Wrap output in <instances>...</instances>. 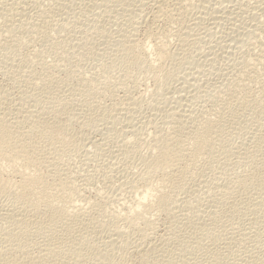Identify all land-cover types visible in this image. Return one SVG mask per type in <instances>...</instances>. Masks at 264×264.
<instances>
[{"label": "rangeland", "instance_id": "374dc122", "mask_svg": "<svg viewBox=\"0 0 264 264\" xmlns=\"http://www.w3.org/2000/svg\"><path fill=\"white\" fill-rule=\"evenodd\" d=\"M125 1L95 0L91 6L93 0H0V114L15 126L2 130L6 136L0 131V138L8 140L14 132L16 139L8 147L0 140V179L18 190L20 170L9 163L29 154L26 166L42 179L47 189L42 198L56 204L59 219L29 225L24 234L14 220L30 219L33 213L13 203L12 196L1 200L0 195V208L8 211L0 209L8 213V218L0 214L1 262L24 258L15 252L19 241L29 240L32 245H25L37 262L47 253L45 245L56 247L65 239L67 248L56 264H162L164 259L168 264H264V0H163L170 7L162 6L165 19L153 14L161 0ZM4 26H10L9 32ZM135 43L144 49L133 51L136 61L125 49ZM161 45L171 56L158 61L156 46ZM120 105L131 106L133 117L115 119ZM170 112L179 114L171 118ZM197 135L212 138L210 147L171 182L177 170L173 154ZM160 136L172 145L153 164V142ZM141 192L150 199L146 204L152 203L137 209L142 217L136 210ZM60 201H67V208ZM132 211L140 216L139 233L124 229ZM49 217L38 215L45 221ZM109 228L123 229L122 236L108 233ZM102 238H114L117 245ZM120 238L128 239L126 244Z\"/></svg>", "mask_w": 264, "mask_h": 264}, {"label": "bare ground", "instance_id": "6f19581e", "mask_svg": "<svg viewBox=\"0 0 264 264\" xmlns=\"http://www.w3.org/2000/svg\"><path fill=\"white\" fill-rule=\"evenodd\" d=\"M61 1V0H60ZM92 1V0H91ZM94 1L95 0H93V4H91V6L92 5H94L95 3H94ZM104 1V0H103ZM109 1V3H110V0H107V2ZM121 1V0H120ZM125 1V0H124ZM152 1V0H151ZM154 1H156V0H154ZM157 1H159V0H157ZM166 1H168L169 2V0H166ZM170 1H172V0H170ZM176 1H179V0H176ZM189 1V0H188ZM55 2V1H54ZM58 2V1H57ZM114 2H115V0H114ZM126 2V1H125ZM133 2V1H132ZM137 2V1H136ZM162 2V3H161ZM161 4H160V7H159V5H157L156 3V5H157V7H159V8H157L158 9V11H156V10H154V12H153V14H156V16H155V19H158V18H162V17H164V14H165V7H164V9L162 8V6L163 5H165L164 3H165V1L163 2V0H161ZM175 2V1H174ZM180 2H182V1H180ZM184 2V1H183ZM261 2V1H260ZM53 3V2H52ZM56 3V2H55ZM97 4H99V2H96ZM102 3H104V2H102ZM101 3V4H102ZM117 3V6H118V1L116 2ZM124 3V2H123ZM122 3V4H123ZM127 3V2H126ZM167 3V2H166ZM173 3V2H172ZM175 3H179V2H175ZM175 3H174V6H175ZM13 4H14V2H13ZM12 4V5H13ZM50 4V3H49ZM120 4V3H119ZM129 4V3H128ZM132 4V3H131ZM183 4V3H182ZM186 4V3H185ZM19 5V4H18ZM59 5V4H58ZM96 5V4H95ZM113 5V4H112ZM169 4L167 3V6H168ZM188 6L187 7H189V4H187ZM219 5V4H218ZM57 6V5H56ZM61 6V5H60ZM65 6V5H64ZM98 6V5H97ZM99 6L100 7H103V6H101L100 4H99ZM131 6V5H130ZM166 6V5H165ZM166 6V8H168ZM178 6H180V4L178 5ZM191 6H193V3H192V5ZM9 7V6H8ZM113 7H116L115 6V4L113 5ZM122 7V6H121ZM136 7V6H135ZM187 7H185L186 9H187ZM3 8V7H2ZM12 8V7H11ZM21 8V7H20ZM126 8V7H125ZM125 8H122V10L123 9H125ZM132 8H134V7H132ZM140 8V7H139ZM170 8V7H169ZM168 8V9H169ZM173 8V7H172ZM180 8V7H179ZM178 8V9H179ZM181 8H183V5H182V7ZM191 8V7H190ZM194 8V7H193ZM216 8V7H215ZM24 9V8H23ZM61 9V8H60ZM97 9V8H96ZM100 9V8H99ZM127 9V8H126ZM129 9V8H128ZM137 9V8H136ZM155 9V8H154ZM174 9V8H173ZM177 9V8H176ZM185 9V10H186ZM49 10H51V9H49ZM54 10V9H53ZM132 10H135V9H132ZM132 10H130L129 9V11H132ZM184 10V11H185ZM188 10H189V8H188ZM225 10V9H224ZM2 11V10H1ZM13 11H14V9H13ZM16 11V10H15ZM126 11V10H125ZM169 11V10H168ZM181 11H183V9L181 10ZM39 12V11H38ZM51 12V11H50ZM127 12V11H126ZM134 12V11H133ZM137 12H138V10H137ZM174 12V11H173ZM216 12V11H215ZM4 13V12H3ZM9 13V12H8ZM183 13V12H182ZM185 13V12H184ZM10 14H13V16L15 15L14 13H10ZM19 14V13H18ZM27 14V13H26ZM43 14V13H42ZM166 14H167V12H166ZM169 14V13H168ZM213 14H215V13H213ZM218 14V13H217ZM261 14V13H260ZM7 15V14H6ZM17 15V14H16ZM25 15V14H24ZM23 15V17H25V16H27V15H25L24 16ZM208 14H206V16H207ZM210 15V14H209ZM212 15V14H211ZM210 15V16H211ZM12 16V18L14 19V17ZM22 16V15H21ZM140 16V15H139ZM217 16V15H216ZM220 16V15H219ZM16 17V16H15ZM31 17V16H30ZM171 17V16H170ZM182 17V16H181ZM212 17V16H211ZM236 17V16H235ZM238 17V16H237ZM6 18H7V16H6ZM5 18V19H6ZM35 18V17H34ZM33 18V19H34ZM43 18V17H42ZM174 18V17H173ZM198 18V17H197ZM204 18V17H203ZM207 18V17H206ZM213 18L214 17H212V20H213ZM218 18V17H217ZM257 18V17H256ZM8 19H10V18H8ZM38 19V18H37ZM36 19V20H37ZM130 19V18H129ZM153 19V18H152ZM154 19V20H155ZM164 19H165V17H164ZM176 19V18H175ZM205 19V18H204ZM208 19H209V17H208ZM237 19V18H236ZM7 20V19H6ZM24 20V19H23ZM35 20V21H36ZM125 20V19H124ZM128 20V19H127ZM127 20L126 21H120L121 23H123V22H125V23H127ZM133 20V19H132ZM131 20V21H132ZM174 20V19H173ZM178 20H179V18H178ZM181 20V19H180ZM197 20H199V19H197ZM234 20V19H233ZM9 21V20H8ZM11 21V20H10ZM10 21H9V23H10ZM15 21V20H14ZM25 21H26V19H25ZM30 21V20H29ZM42 21V20H41ZM117 21V20H116ZM130 21V20H129ZM157 21V20H156ZM199 21H201V19L199 20ZM203 21V20H202ZM211 21V20H210ZM43 22V21H42ZM146 22V21H145ZM174 22V21H173ZM204 22V21H203ZM1 23V22H0ZM5 23V22H4ZM17 23H18V21H17ZM34 23V22H33ZM117 24L118 22H114V24ZM121 23H119V25H121ZM129 23V22H128ZM133 23V22H132ZM172 23V22H171ZM190 23H192V22H190ZM196 22H194V24H195ZM209 23V22H208ZM3 24V23H2ZM2 24H0L1 26H2ZM11 25L13 24L12 22L10 23ZM9 24V25H10ZM32 24V23H31ZM116 24H115V26H116ZM134 24V23H133ZM133 24H131V25H133ZM147 24V23H146ZM182 24V23H181ZM188 24V23H187ZM217 24V23H216ZM4 25V24H3ZM5 25H6V23H5ZM10 25V26H11ZM22 25V24H21ZM34 25V24H33ZM37 25H39V24H37ZM126 25H128V24H126ZM130 25V24H129ZM192 25V24H191ZM249 25V24H248ZM251 25V24H250ZM10 26H4V29L7 31V32H9V30H10ZM24 26V25H23ZM122 27L124 26V23L121 25ZM134 26V25H133ZM185 26V25H184ZM195 26V25H194ZM247 26V25H246ZM12 27V26H11ZM39 27V26H38ZM41 27V26H40ZM118 27V26H117ZM187 27L189 28L190 26L189 25H187ZM2 28V27H1ZM124 28H126V27H124ZM129 28H130V26H129ZM131 28H132V26H131ZM191 28V27H190ZM204 28V27H203ZM206 28H207V25H206ZM12 29V28H11ZM14 29V28H13ZM27 29V28H26ZM35 29V28H34ZM36 29H37V27H36ZM35 29V30H36ZM118 29V28H117ZM123 29V28H122ZM132 29H134V27L132 28ZM181 29H183V28H181ZM185 29V28H184ZM187 29V28H186ZM252 29V28H251ZM2 30H3V28H2ZM34 30V31H35ZM127 30L129 31L130 29H128L127 28ZM189 30V29H188ZM192 30V29H191ZM190 30V31H191ZM4 31V30H3ZM13 31V30H12ZM31 31V30H30ZM118 31V30H117ZM121 31V30H120ZM119 31V32H120ZM131 31H133V30H131ZM130 31V32H131ZM137 31V30H136ZM145 31V30H144ZM7 32H5L4 31V33H7ZM118 32V33H119ZM126 32V31H125ZM138 32V31H137ZM255 32V31H254ZM38 33V32H37ZM185 33V32H184ZM122 35H123V33H121ZM135 34V33H134ZM144 34V33H143ZM185 34H188V33H185ZM6 35V34H5ZM130 35H131V33H130ZM136 35V34H135ZM151 35V34H150ZM255 35V34H254ZM121 36V35H120ZM183 36H184V34H183ZM187 36V35H186ZM123 37H124V35H123ZM122 37V38H123ZM125 37H128L127 36V33L125 34ZM124 37V38H125ZM131 36H129L128 38H130ZM134 37V36H133ZM123 38V39H124ZM132 38V37H131ZM188 39L187 37H183L182 39L184 40V39ZM137 39V38H136ZM129 40V39H128ZM131 40V39H130ZM133 40V39H132ZM127 41V40H126ZM132 43L134 42V40L133 41H131ZM136 42H139V41H137L136 40ZM129 43V42H128ZM145 43V42H144ZM137 43H135V44H132V45H128V47L127 48H125V46H124V48L126 49V55H128L129 54V52H131V54L133 53V51H135L136 49H140L139 47H138V44L136 45ZM207 44V43H206ZM145 47V46H144ZM143 47V48H144ZM156 47H158V48H156V54H155V56L157 57V60L158 61H162V60H164V59H166V58H168V57H170L171 55H169L168 54V52H171V51H169L168 50V48H166L167 50H168V52L166 51V49H165V46H156ZM124 49V50H125ZM147 49V48H146ZM145 49V50H146ZM123 50V51H124ZM138 50H136V51H138ZM141 50V52H142V50L144 51V49H140ZM140 50H139V52H140ZM125 52V51H124ZM147 52V51H146ZM128 53V54H127ZM145 53V52H144ZM140 54H143V53H140ZM146 54V53H145ZM172 54V53H171ZM133 55V54H132ZM135 55V54H134ZM134 55H133V59H134ZM130 56V55H129ZM136 57V56H135ZM136 59H137V57L134 59V61H136ZM132 60V59H131ZM204 60H205V58H204ZM205 62V61H204ZM200 63V62H199ZM201 64V63H200ZM19 67H20V65H19ZM22 68V67H21ZM18 69V68H17ZM31 71V70H30ZM240 71V70H239ZM238 71V72H239ZM29 72V71H28ZM193 73V72H192ZM32 74V73H31ZM31 74H29V75H31ZM34 76V75H33ZM29 77V76H28ZM31 78V77H30ZM194 78V77H193ZM32 79V78H31ZM190 79V78H189ZM197 79V78H196ZM192 81V80H191ZM185 83H187L188 84V81H184ZM190 82V81H189ZM195 82V81H194ZM185 83H183V84H185ZM193 85H195V84H193ZM184 86V85H183ZM185 86H186V84H185ZM188 86H190V85H188ZM197 86V85H196ZM194 87V86H193ZM224 87V86H223ZM175 88V87H174ZM182 88V87H181ZM186 88V87H185ZM187 88H189V87H187ZM183 89V88H182ZM195 89V88H194ZM186 90V89H185ZM184 90V91H185ZM232 90V89H231ZM183 91V90H182ZM224 91H225V89H224ZM186 92V91H185ZM171 93V92H170ZM182 95V94H181ZM113 97V96H112ZM189 97V96H188ZM192 97L193 96H191V98L190 99H192ZM194 97H195V93H194ZM193 97V98H194ZM114 98H115V96H114ZM122 98V97H121ZM130 98V97H129ZM187 98V97H186ZM262 98H264V97H261V99ZM116 99V98H115ZM178 100H179V98H177ZM188 99V98H187ZM190 99H189V101H190ZM260 99V100H261ZM114 100V99H113ZM126 100V99H125ZM125 100H123V102H125ZM129 100V99H128ZM193 100V99H192ZM263 100V99H262ZM134 101V100H133ZM132 101V102H133ZM171 101V100H170ZM174 101V100H173ZM180 101V100H179ZM181 101H182V99H181ZM244 102H245V100H243ZM120 103H121V105H122V101H119ZM118 102V103H119ZM127 102V104H128V102L129 101H126ZM131 102V103H132ZM135 102H136V100H135ZM191 102V101H190ZM117 103V104H118ZM119 103V104H120ZM131 103L129 104V105H131ZM174 103H176V102H174ZM251 103V102H250ZM249 103V104H250ZM254 103V102H253ZM112 104H114V106H115V104H116V102H113ZM119 104H118V106H119ZM124 104V103H123ZM126 104V103H125ZM177 104H180V103H177ZM186 105H187V103H185ZM120 105V106H121ZM129 105H123L124 106V108H122V106L120 107V108H122L121 110H120V112H118V114H117V112L114 114V112L112 111V110H109V112L111 111L113 114H114V118L115 117H117L119 114H121L122 115V117H123V121H126V120H128L127 119V116H128V113H129V109L127 108ZM132 105H134V104H132ZM135 105H136V103H135ZM134 105V106H135ZM181 105V104H180ZM111 106V105H110ZM117 106V105H116ZM115 106V107H116ZM133 106V107H134ZM173 106H175V105H173ZM182 106V105H181ZM189 106V105H188ZM112 107V106H111ZM114 107V108H115ZM131 106H129V108H130ZM132 107V108H133ZM177 107V106H176ZM195 107V106H194ZM113 108V107H112ZM127 108V109H126ZM131 108V109H132ZM180 108V107H179ZM179 108H177V109H179ZM192 108V107H191ZM130 109V110H131ZM136 109V108H135ZM170 109V108H169ZM175 109V108H174ZM184 109V108H183ZM17 111H18V109H16ZM118 110V109H117ZM116 110V111H117ZM172 111H173V109H171ZM171 110H169V111H171ZM180 110H181V112H183L182 111V108H180ZM188 110V109H187ZM16 111V112H17ZM115 111V110H114ZM119 111V110H118ZM132 111V110H131ZM186 110H184V112H185ZM22 111H20V109H19V116H21L20 115V113H21ZM110 112V113H111ZM137 112V111H136ZM135 112V113H136ZM184 112H183V115H185V114H187V113H185L184 114ZM187 112V111H186ZM194 112V111H193ZM26 113V112H25ZM110 114V115H112L113 116V114ZM132 112H130L129 114L130 115H132L131 114ZM171 113V114H170ZM169 113V116L171 115L172 116V112H170ZM176 113V112H175ZM174 113V114H175ZM191 113V112H190ZM196 113V112H195ZM199 113V112H198ZM24 114V113H23ZM72 114H74V113H72ZM166 114H168V112L166 113ZM173 114V115H174ZM176 114H179V113H176ZM193 114V113H192ZM191 114V115H192ZM4 114H0V131H4V129H6V127H11L12 126V128L13 127H15V126H13L14 125V123L11 121V122H9V121H6L5 119H3V117L4 116H6V115H4ZM17 115V114H16ZM27 115V114H26ZM25 115V116H26ZM181 115V114H180ZM182 115V116H183ZM201 115V114H200ZM24 116V117H25ZM75 116V115H74ZM168 116V115H167ZM168 116V117H169ZM170 116V117H171ZM176 116V115H175ZM182 116H180V117H182ZM194 115H192V117H193ZM108 117V116H107ZM110 117V116H109ZM120 117V116H119ZM118 117V118H119ZM121 117V118H122ZM132 117H133V115H132ZM169 117V118H170ZM173 117V116H172ZM171 117V118H172ZM185 117V116H184ZM187 117V116H186ZM192 117H188V119H191ZM15 118V117H14ZM111 118H113V117H111ZM120 118V119H121ZM124 118H125V120H124ZM128 118H130V117H128ZM170 118V119H171ZM175 118V117H174ZM179 118V117H178ZM6 119H7V117H6ZM17 119V118H16ZM116 119V118H115ZM131 119V118H130ZM130 119H129V121H130ZM180 119V118H179ZM184 119V118H183ZM183 119L182 120H178L179 122L181 121H183ZM188 119H186V121H185V119H184V123L185 122H188ZM193 119H195V117L193 118ZM193 119H191V120H193ZM8 120V119H7ZM18 120V119H17ZM114 120V119H113ZM115 121V120H114ZM132 121V120H131ZM130 121V122H131ZM140 121V120H139ZM163 121V120H162ZM165 121V120H164ZM177 121V120H176ZM190 121V120H189ZM15 122H18V121H15ZM128 122V121H127ZM135 122V121H134ZM167 122V121H166ZM180 122V123H181ZM191 122V121H190ZM116 123H118L117 121H116ZM165 123V122H164ZM163 123V124H164ZM183 123V122H182ZM181 123V124H182ZM16 124V123H15ZM57 124V123H56ZM108 124V123H107ZM115 124V123H114ZM121 124V123H120ZM127 124V123H126ZM129 124V123H128ZM130 124H132V122L130 123ZM129 124V125H130ZM149 124V123H148ZM157 124V123H156ZM128 125V126H129ZM136 126H137V124H135ZM124 126V125H123ZM122 126V127H123ZM127 126V125H126ZM133 126V125H132ZM113 127V126H112ZM151 127V126H150ZM30 128V127H29ZM110 128V127H109ZM141 128V127H140ZM31 129V131L33 130V127H31L30 128ZM121 129H123V128H121ZM134 129H136V128H134ZM161 129V128H160ZM7 130V129H6ZM10 130H11V128H10ZM10 130H8V131H10ZM29 130V129H28ZM117 130V129H116ZM130 130V129H129ZM158 130H159V128H158ZM3 131H2V135H5V134H3ZM121 130H119V132H120ZM134 131V130H133ZM157 131V130H156ZM28 131H26V133H27ZM30 132V131H29ZM113 132V131H112ZM121 132H123V131H121ZM120 132V133H121ZM127 132V131H126ZM131 132V131H130ZM150 132V131H149ZM159 132H160V130H159ZM10 133H12L11 131H10ZM116 133V132H115ZM119 133V134H120ZM133 133V132H132ZM258 133V132H257ZM14 134V132L11 134L12 135V137H11V135L9 136V137H11V138H8V140L7 139H1L0 138V140L2 141V144H3V146H7L8 147V145L11 143V142H13L14 141V139L15 138H13V135ZM16 134H22V133H20V132H16ZM122 134V133H121ZM154 134V133H153ZM155 134H156V132H155ZM158 134V133H157ZM0 135H1V132H0ZM2 135H1V137H2ZM255 135H257L256 133H255ZM6 136V135H5ZM136 136V135H135ZM149 136V135H148ZM152 136H156V135H151V139H153L152 138ZM164 136V135H163ZM163 136H160V137H155V140H154V144H153V164H156V162H157V160H158V158L160 157V154H161V152H162V149L163 148H166L167 146H169V145H172V143L170 144L169 142H168V140H164V139H162L163 138ZM261 136V135H260ZM262 136H264L263 134H262ZM125 137V136H124ZM167 137V136H166ZM170 137V136H169ZM259 137V136H258ZM16 138H17V136H16ZM171 139H173V138H171L170 137V141H171ZM192 140L188 143V144H186L185 146H183L175 155L173 154V161L175 162V164L177 165V167H176V165H175V168L177 169L176 170V173H175V176L176 177H171V182H173L174 180H176L177 178H179V177H181V176H183L184 175V173H186V172H188V167H189V165L191 164V162H193L196 158H198L202 153V151L203 150H207L209 147H210V145H211V142H212V138H210V137H208V136H204V135H197L196 137H193V138H191ZM258 138H256V140H257ZM16 140V139H15ZM129 140V139H128ZM162 140H164V141H162ZM259 140V139H258ZM261 140V139H260ZM96 141V140H95ZM130 141V140H129ZM151 141V140H150ZM173 141V140H172ZM16 142V141H15ZM175 142V141H174ZM173 142V143H174ZM17 143V142H16ZM11 144H13V143H11ZM10 144V145H11ZM94 144V143H93ZM92 144V145H93ZM96 144V143H95ZM122 144V143H121ZM151 144V145H152ZM9 145V146H10ZM5 146V147H6ZM12 146H14V145H12ZM123 146V145H122ZM4 147V148H5ZM94 147V146H93ZM96 147V146H95ZM151 147V146H150ZM149 148V147H148ZM152 151V150H151ZM150 151V152H151ZM155 151H158V154H156V152ZM120 152V151H119ZM118 152V153H119ZM152 153V152H151ZM123 154V153H122ZM167 154V149L166 150H164V152L162 153V155H166ZM29 155V154H28ZM28 155L26 154V156L23 158V160H19V162H18V160L17 161H14L13 160V162H10L9 164H11L10 166L11 167H19V173H18V175H19V178H20V180H19V182H17V187H18V190H15L14 192L13 191H11V189L8 187V184H7V182L5 181V180H2V179H0V195H2V198H1V200L2 199H7V198H3V196H6V197H8V196H12V198L14 199V201L15 202H13V203H15V204H22L24 207H25V209L26 210H28V208H29V210H31V212L33 213L32 215H34V217H35V219H33L32 220V218H34V217H32V218H30V219H24V218H22V217H20L21 215L18 213V215H20V216H18V215H15V213H14V215L15 216H17V217H20V219H18V220H14V216H12V215H9V217L10 216H12L13 217V219L12 220H14V222L17 224V225H19L20 227H23V232H24V234H28V230H27V226H29V225H35V226H42L43 224H45V222H46V224L47 223H52V222H57V221H59V219H57L56 217H55V214H56V212H57V210H58V208H57V206H56V204L54 203V202H52V201H50V200H46V199H43L42 197L47 193V189H46V187L45 186H41V184H42V179L40 178V177H38V176H34V174H33V172L30 170V168H29V165H27L26 166V161L28 160ZM161 155V156H162ZM186 155L189 157V160H187L188 162H190L189 164H188V162H186V161H184V159H185V157H186ZM125 156V155H124ZM241 157V156H240ZM1 160V163H2V160H4V158H1L0 159ZM16 160V159H15ZM241 161H243V160H241ZM236 162V161H235ZM240 163H242V162H240ZM2 165V164H1ZM115 170V169H114ZM175 171V170H174ZM134 173V172H133ZM129 177V176H128ZM134 177V176H133ZM136 177V176H135ZM136 180V179H135ZM125 181V180H124ZM128 181V180H127ZM134 182V181H133ZM129 183V182H128ZM120 184V183H119ZM131 184H132V181H131ZM134 184V183H133ZM46 186H47V188L48 189H50V186H49V184H47L46 183ZM135 186V185H134ZM57 187H58V189H59V191H61V190H63V185L62 184H57ZM117 187V186H116ZM120 187V186H119ZM118 187V188H119ZM131 188V187H130ZM219 189V188H218ZM121 190V189H120ZM133 190V189H132ZM221 190V189H220ZM219 190V191H220ZM130 192H131V190H130ZM148 195L147 194H145V192H141L140 194H139V197H138V201H137V208H136V210L138 209V210H143L144 208H149V206H151V205H149V204H152V203H149V204H146L147 202H150L149 200V198L147 197ZM227 200V199H226ZM153 201H156L157 203H162V199L160 198V197H155L154 198V200ZM230 201H232V200H230ZM5 202V200H3V202L2 203H4ZM151 202H152V200H151ZM227 201H225V203H226ZM15 204H12V205H15ZM59 204H60V207L62 208V209H65V208H67L66 207V205H68V203H67V201H60L59 202ZM70 204V203H69ZM228 204H230L229 202H228ZM231 204H232V202H231ZM230 204V205H231ZM161 205H164V203H162ZM229 205V206H230ZM11 206V205H10ZM10 206H9V209L8 210H10L11 208H10ZM231 206H233V205H231ZM4 207V206H3ZM2 207V208H3ZM14 207V206H13ZM2 208H0V209H2ZM5 208H6V206H5ZM15 208V207H14ZM13 208V209H14ZM126 208V207H125ZM4 209V208H3ZM2 209V210H3ZM134 209V208H133ZM28 210V211H29ZM132 210V209H131ZM137 210V211H138ZM4 211V210H3ZM7 211V210H6ZM6 211H4V212H6ZM136 211V212H137ZM2 212V211H1ZM1 212H0V214H1ZM8 212V211H7ZM10 212H11V210H10ZM15 212V211H14ZM132 212H134L135 214H134V216H132V217H130L129 219H127L128 221L125 223L124 221H125V218H124V220H122L124 223V225L126 226V227H124V226H121L120 228H122V227H124V229L125 228H130V230L132 229L133 230V228H134V232H135V229H137V228H135V226H136V224H138L137 223V221H140L139 219H140V216L142 217V215L140 214V212H142L143 213V211H138V214L140 215H138L135 211H132ZM43 213H48V214H50V217L49 218H47L46 219V221L45 220H42V219H39L38 218V215L39 214H43ZM2 214H3V212H2ZM9 214H11V213H9ZM136 214L139 216V218L136 216ZM183 214V213H182ZM4 215V214H3ZM6 215V214H5ZM4 215V216H5ZM143 215H144V213H143ZM189 215V214H188ZM187 215V216H188ZM3 216V217H4ZM7 218H8V213H7ZM180 216V215H179ZM187 216H184L183 215V217H187ZM2 217V216H1ZM126 218H127V215H126ZM145 218V217H144ZM16 219V218H15ZM143 219V218H142ZM30 220V221H29ZM120 220V221H121ZM142 221H144V220H142ZM28 222V223H27ZM146 222V221H145ZM140 223V222H139ZM142 223V222H141ZM144 223V222H143ZM147 223V222H146ZM117 224V223H116ZM121 225V224H120ZM203 225V224H202ZM112 226H114V228L117 226V225H112ZM140 226V225H139ZM101 227H103V226H101ZM118 227H119V225H118ZM117 227V228H118ZM42 228V227H41ZM25 229V230H24ZM102 229V228H101ZM101 229H100V232H102L103 231V229H104V227H103V229H102V231H101ZM108 229V228H107ZM119 229V228H118ZM143 229V228H142ZM141 228H139V230L141 231L142 230ZM158 229V228H157ZM20 230V229H19ZM18 230V231H19ZM112 231H113V234L115 235V236H119V237H121L122 235V233L120 232V230H117V229H115V230H113V229H111ZM110 228H109V232L108 233H110ZM123 230V229H122ZM121 230V231H122ZM129 230V229H128ZM138 230V229H137ZM153 230H155L154 228H153ZM125 231V230H124ZM123 231V232H124ZM127 231V230H126ZM143 231V230H142ZM12 232V231H11ZM11 232H8V233H11ZM20 232V231H19ZM22 232V231H21ZM136 232H138L139 233V231H136ZM135 232V233H136ZM144 232V231H143ZM142 232V233H143ZM13 233V232H12ZM125 233V232H124ZM134 233V234H135ZM141 233V232H140ZM141 233V234H142ZM19 234V233H18ZM107 234V233H106ZM105 234V235H106ZM112 234V235H113ZM129 234H130V232H129ZM132 234H133V231H132ZM144 234V233H143ZM8 236H9V234H7ZM121 235V236H120ZM126 235V234H125ZM138 236L137 237H139L140 235L139 234H137ZM159 235V234H158ZM13 236H16V235H13ZM13 236H12V234H11V238H13ZM108 236V235H107ZM106 236V237H107ZM17 237V236H16ZM96 237V236H95ZM94 237V238H95ZM110 237H112V236H110ZM124 237V236H123ZM123 237H122V239H123ZM126 237V236H125ZM146 237H148V236H146ZM145 237V234H144V238L145 239H147ZM108 238H109V236H108ZM115 238V237H114ZM114 238H110L109 240H105V239H103L102 238V240H103V242H108L109 241V244L110 245H112L113 244V242L115 241V239ZM129 238V237H128ZM139 238H141V237H139ZM144 238H141L142 240L144 239ZM14 239V238H13ZM87 239V238H86ZM86 239H85V241H86ZM121 238H120V241L122 240ZM135 239H136V237H135ZM140 239V240H141ZM158 239V238H157ZM15 240H16V238H15ZM18 240V239H17ZM16 240V241H17ZM35 240V239H34ZM39 240V239H38ZM88 240H89V238H88ZM91 240H92V238H91ZM91 240L89 241V242H91ZM96 239H94V241H95ZM97 240H99L100 241V244L101 243H103V242H101V240L100 239H97ZM105 240V241H104ZM117 240H118V237H117V239H116V242H117ZM126 241L128 240V239H125ZM125 240H122V241H125ZM19 241V240H18ZM22 241V240H21ZM26 241H28L29 242V240H26ZM32 241V240H31ZM36 242H37V240H35ZM42 241V240H41ZM64 241V242H63ZM126 241L124 242L125 244H126ZM130 241H131V239H130ZM134 241V240H133ZM136 241V240H135ZM23 242V241H22ZM22 242H20L19 241V243L18 242H16V243H18V244H16L18 247H17V249H15V250H17V251H15L16 252V254H17V256H19V257H23L24 256V258H22V259H19V258H13V259H11L10 261H7V260H9V259H7L6 261H2L1 262V260H0V264H56L55 263V260L58 258V256L60 257V256H62L61 254H62V252H63V249L64 248H67L66 246H67V244L66 245H64L63 243H65V239H61V240H59V241H56L55 243H60L59 245H57L56 247L55 246H51V245H45V247L47 246H49L48 247V250H46V249H40L39 248V250H41V251H43V250H46L47 251V253L46 254H44V256L41 258V255H43V254H41V255H38L40 258L39 259H37V262H35V261H33L35 258H38V257H35L34 258V256L33 255H36V254H33V255H30V254H32V253H29L28 252V249H27V246L25 245V244H27L28 245V242L26 243L25 242V240H24V244L22 243ZM34 242V241H33ZM32 242V243H33ZM39 242H40V240H39ZM39 242H37V243H39ZM62 242V243H61ZM116 242H114V243H116ZM140 242V241H139ZM145 242V241H144ZM154 242V241H153ZM152 242V243H153ZM22 243V244H21ZM41 243H43V242H41ZM49 243V242H48ZM51 243V242H50ZM67 243V242H66ZM88 243V242H87ZM118 243V242H117ZM117 243L115 244V245H117ZM122 243V242H121ZM130 243V242H129ZM133 243V242H132ZM136 243V242H135ZM158 243V242H157ZM29 244H30V242H29ZM40 244V243H39ZM44 244L45 243H43V246H44ZM46 244H47V242H46ZM52 244H54V243H52ZM93 244V243H92ZM98 244V243H97ZM32 244H30V246H31ZM34 245H36L35 244V242H34ZM54 245H56V244H54ZM94 245V244H93ZM104 244H102V246H103ZM123 245V244H122ZM121 245V246H122ZM128 245V244H127ZM132 245V244H131ZM130 245V246H131ZM134 245H136V244H134ZM139 245V244H138ZM152 245V244H151ZM29 246V248L31 249L32 247H30ZM42 245H40L39 247H41ZM101 246V245H100ZM105 246V245H104ZM107 247H109V245H106ZM114 246V244L112 245V247ZM121 246H120V248H121ZM14 248H15V246H13ZM34 247H37V245L36 246H34ZM34 247L32 248V249H34ZM94 247V246H93ZM106 247V248H107ZM111 247V246H110ZM135 247V246H134ZM145 247V246H144ZM147 247V246H146ZM154 247V246H153ZM14 248H13V250H14ZM44 248V247H43ZM116 248H118L117 246H116ZM149 248H152V247H150L149 246ZM155 248V247H154ZM35 249H37V248H35ZM114 249V248H113ZM119 249V248H118ZM136 249H137V247H136ZM139 249H141L140 248V246L138 247V250ZM143 249V248H142ZM39 250H38V252H39ZM110 250H111V248H110ZM117 250V249H116ZM148 250V249H147ZM151 250V249H150ZM152 250H155V249H152ZM36 251V250H35ZM34 251V252H35ZM114 251H115V249H114ZM113 250H112V253H114L115 254V252H114ZM136 251V250H135ZM141 251V250H140ZM38 252H37V254H38ZM43 253V252H42ZM138 253H140V252H138ZM146 253V252H145ZM149 252H147V254H148ZM40 254V253H39ZM114 254H112L113 256H116V255H114ZM142 255H144L143 254V252L141 253ZM140 254V255H141ZM139 255V256H140ZM31 256V257H30ZM117 256H118V253H117ZM165 256H163V258H164ZM167 257V256H166ZM169 257V256H168ZM168 257L166 258V259H168ZM34 258V259H33ZM80 258H81V256H80ZM83 258V257H82ZM81 258V259H82ZM114 258V257H113ZM112 258V259H113ZM116 258V257H115ZM171 258V257H170ZM169 258V259H170ZM33 259V260H32ZM59 259V258H58ZM79 261H80V259L79 258H77ZM168 259V260H169ZM78 260H76V261H78ZM114 260V259H113ZM112 260V261H113ZM162 260V259H161ZM160 260V261H161ZM165 260V259H164ZM164 260H162L163 262H164ZM171 260V259H170ZM52 261H54V263L52 262ZM114 261H116V260H114ZM118 261H120V260H118ZM161 261V263L162 264H164L163 262ZM173 261V260H172ZM52 262V263H51ZM169 262V261H168ZM115 263H119V262H115ZM114 263V264H115ZM77 264V263H76ZM112 264H113V262H112ZM166 264H168L167 262H166ZM169 264H170V262H169ZM172 264H175V262L174 263H172Z\"/></svg>", "mask_w": 264, "mask_h": 264}]
</instances>
